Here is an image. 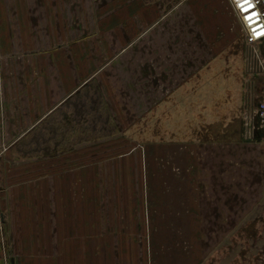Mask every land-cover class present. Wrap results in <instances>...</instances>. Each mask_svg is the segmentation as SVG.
I'll return each mask as SVG.
<instances>
[{"label": "crops", "instance_id": "0c3cea01", "mask_svg": "<svg viewBox=\"0 0 264 264\" xmlns=\"http://www.w3.org/2000/svg\"><path fill=\"white\" fill-rule=\"evenodd\" d=\"M221 29L239 65L228 0H0V264H213L236 240L264 140L195 52Z\"/></svg>", "mask_w": 264, "mask_h": 264}, {"label": "rangeland", "instance_id": "374dc122", "mask_svg": "<svg viewBox=\"0 0 264 264\" xmlns=\"http://www.w3.org/2000/svg\"><path fill=\"white\" fill-rule=\"evenodd\" d=\"M218 38V41H221V48H204L200 50H196V53H200L203 58H208V57H216L220 55V65L219 67L221 70V75L222 77H226V80H222L220 82V87L221 91L219 94L222 95V98L224 99V95L230 96V102L233 100L234 97H239L241 94L242 95V105L243 106L240 109V112L237 113L238 118H235L233 121V124H235L238 119L240 121L237 122L238 124H241L239 127H241V132L239 131V127L236 129L232 130L230 129L229 133L228 130L225 128H222L221 135L226 133V137H232L236 135L238 132V137L242 139H250V140H259L261 141L260 137H258L257 133L253 134V129H248V126L246 128L245 124V112H248V109L253 106L254 100L256 97V88H257V81L254 80V74L256 73V70L258 68L257 63L258 60L256 58V54H252L251 49L248 48L246 45V50H245V55L244 58L242 59V62L237 65V57L234 54L237 49L234 47H229L232 40L231 38L221 29L218 34H216ZM241 40H240V39ZM243 36L239 35L237 36V40L241 41ZM232 45V44H231ZM256 51L258 53L261 52L263 58H264V44H259L257 45ZM207 53V55H206ZM218 58V57H217ZM239 61V60H238ZM217 65V64H215ZM239 66V68H238ZM233 82L235 88L228 90H224L225 87H227L228 82ZM208 90H206L203 94L204 97L203 100L205 102V113L203 115V118L201 121L204 124V128L210 129L212 121L214 119V116L216 115L218 103L217 99L214 98L212 99V94H215L217 92L215 86L214 89L210 90L212 88L211 82L208 85ZM222 92V93H221ZM201 98V99H202ZM249 98V99H248ZM252 98V101H251ZM249 100V101H248ZM214 101V103H212ZM252 105L248 107V103ZM207 106V108H206ZM213 108H216L215 110H212ZM247 116V115H246ZM237 119V121H236ZM228 121L232 122L230 120V117H228ZM200 125V123H197ZM226 125V123H223ZM201 131V130H199ZM206 131V130H205ZM227 131V132H226ZM237 132V133H236ZM6 147V146H5ZM2 149V146H1ZM3 150V149H2ZM254 174L258 172V170H254ZM257 171V172H256ZM260 174H262V179L264 180V166L261 167L260 169ZM258 189H263L258 188ZM256 190V189H255ZM256 197V194H252V199ZM255 208L250 211V216L246 223L244 224H238L236 226L235 230V235H236V240L232 241L230 243H227L225 248H222L219 254V258L213 263V264H264V194L261 200H257L255 202Z\"/></svg>", "mask_w": 264, "mask_h": 264}, {"label": "built area", "instance_id": "2783aa9c", "mask_svg": "<svg viewBox=\"0 0 264 264\" xmlns=\"http://www.w3.org/2000/svg\"><path fill=\"white\" fill-rule=\"evenodd\" d=\"M241 27L243 40L258 60L254 80L257 81L253 106L245 112L246 128L264 140V58L256 51L257 45L264 44V0H228ZM247 115V116H246ZM5 150L6 147L2 146Z\"/></svg>", "mask_w": 264, "mask_h": 264}]
</instances>
